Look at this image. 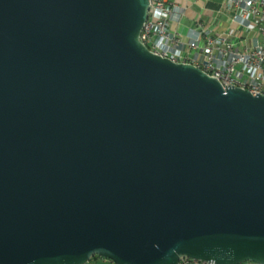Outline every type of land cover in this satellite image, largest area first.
Listing matches in <instances>:
<instances>
[{
  "label": "water",
  "instance_id": "95a60500",
  "mask_svg": "<svg viewBox=\"0 0 264 264\" xmlns=\"http://www.w3.org/2000/svg\"><path fill=\"white\" fill-rule=\"evenodd\" d=\"M148 0H0V264H264V94L139 40Z\"/></svg>",
  "mask_w": 264,
  "mask_h": 264
},
{
  "label": "built area",
  "instance_id": "2783aa9c",
  "mask_svg": "<svg viewBox=\"0 0 264 264\" xmlns=\"http://www.w3.org/2000/svg\"><path fill=\"white\" fill-rule=\"evenodd\" d=\"M222 12L231 25L226 35L201 20L182 34L170 25L181 22L183 7L167 0H148L139 40L152 53L198 67L224 87L235 85L264 94V0H224ZM176 264L212 263L181 258Z\"/></svg>",
  "mask_w": 264,
  "mask_h": 264
},
{
  "label": "crops",
  "instance_id": "0c3cea01",
  "mask_svg": "<svg viewBox=\"0 0 264 264\" xmlns=\"http://www.w3.org/2000/svg\"><path fill=\"white\" fill-rule=\"evenodd\" d=\"M183 7V17L179 24L171 23L172 29L184 34L187 28L193 26L196 20L207 21L215 26L217 33L226 35L231 26L227 15L223 14L224 0H167ZM235 27V25H234ZM239 33L241 30L238 31ZM250 36V35H249ZM95 264H111L107 259H95Z\"/></svg>",
  "mask_w": 264,
  "mask_h": 264
},
{
  "label": "rangeland",
  "instance_id": "374dc122",
  "mask_svg": "<svg viewBox=\"0 0 264 264\" xmlns=\"http://www.w3.org/2000/svg\"><path fill=\"white\" fill-rule=\"evenodd\" d=\"M95 259H103V258H101V257H97V256H94V257L91 258L90 260H91V262H94ZM110 263H111V262H110ZM111 264H113V263H111Z\"/></svg>",
  "mask_w": 264,
  "mask_h": 264
},
{
  "label": "bare ground",
  "instance_id": "6f19581e",
  "mask_svg": "<svg viewBox=\"0 0 264 264\" xmlns=\"http://www.w3.org/2000/svg\"><path fill=\"white\" fill-rule=\"evenodd\" d=\"M254 264H257V263H254Z\"/></svg>",
  "mask_w": 264,
  "mask_h": 264
}]
</instances>
